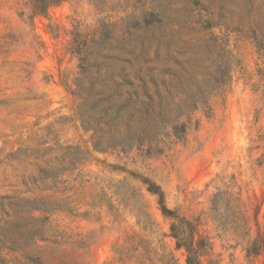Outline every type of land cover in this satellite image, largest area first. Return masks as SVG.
Masks as SVG:
<instances>
[{"label":"rangeland","instance_id":"374dc122","mask_svg":"<svg viewBox=\"0 0 264 264\" xmlns=\"http://www.w3.org/2000/svg\"><path fill=\"white\" fill-rule=\"evenodd\" d=\"M144 179L264 264V0H0V264H186Z\"/></svg>","mask_w":264,"mask_h":264},{"label":"trees","instance_id":"16d2710c","mask_svg":"<svg viewBox=\"0 0 264 264\" xmlns=\"http://www.w3.org/2000/svg\"><path fill=\"white\" fill-rule=\"evenodd\" d=\"M65 0H30L33 10L40 14L47 13L48 9L56 6ZM144 136V132H136L135 143ZM148 185V191L159 197V204L163 215L171 220V237L176 240V248L184 250L186 264H221L212 259V243L207 236H204L199 229V223H195L177 212L168 209L165 205L164 193L161 188L149 180L143 181ZM264 243L254 241L248 251L249 254L258 255ZM163 264H180L177 260L165 258Z\"/></svg>","mask_w":264,"mask_h":264}]
</instances>
